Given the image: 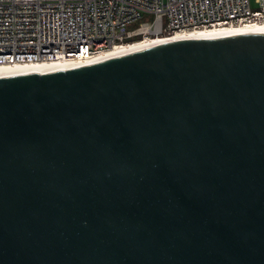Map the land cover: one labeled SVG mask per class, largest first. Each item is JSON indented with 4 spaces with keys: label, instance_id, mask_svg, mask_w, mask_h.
<instances>
[{
    "label": "water",
    "instance_id": "obj_1",
    "mask_svg": "<svg viewBox=\"0 0 264 264\" xmlns=\"http://www.w3.org/2000/svg\"><path fill=\"white\" fill-rule=\"evenodd\" d=\"M0 264H264V33L0 73Z\"/></svg>",
    "mask_w": 264,
    "mask_h": 264
},
{
    "label": "built area",
    "instance_id": "obj_2",
    "mask_svg": "<svg viewBox=\"0 0 264 264\" xmlns=\"http://www.w3.org/2000/svg\"><path fill=\"white\" fill-rule=\"evenodd\" d=\"M143 14L153 20L128 31ZM260 22L264 0H0V66L83 61L145 38Z\"/></svg>",
    "mask_w": 264,
    "mask_h": 264
},
{
    "label": "bare ground",
    "instance_id": "obj_3",
    "mask_svg": "<svg viewBox=\"0 0 264 264\" xmlns=\"http://www.w3.org/2000/svg\"><path fill=\"white\" fill-rule=\"evenodd\" d=\"M264 33V22L245 24L239 26H226L210 30H189L184 32H177L170 36L156 37V38H145L144 40H139L127 44L114 45L106 51L98 53L88 59L77 62H65L57 64H42L33 65L29 67H5L0 66V73L9 72H21V71H33V70H44V69H54V68H70L82 63L107 58L135 50H141L146 48L158 47L163 45L189 42L195 40L223 37V36H236V35H248V34H259Z\"/></svg>",
    "mask_w": 264,
    "mask_h": 264
},
{
    "label": "rangeland",
    "instance_id": "obj_4",
    "mask_svg": "<svg viewBox=\"0 0 264 264\" xmlns=\"http://www.w3.org/2000/svg\"><path fill=\"white\" fill-rule=\"evenodd\" d=\"M152 20H153L152 14H143L136 22L129 24L126 29L128 31L133 30L137 28L141 23L151 22ZM134 39H137V38H134ZM134 39H131V40H134Z\"/></svg>",
    "mask_w": 264,
    "mask_h": 264
}]
</instances>
